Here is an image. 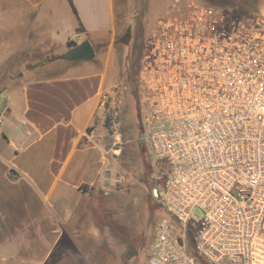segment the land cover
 I'll list each match as a JSON object with an SVG mask.
<instances>
[{
  "label": "built area",
  "instance_id": "obj_1",
  "mask_svg": "<svg viewBox=\"0 0 264 264\" xmlns=\"http://www.w3.org/2000/svg\"><path fill=\"white\" fill-rule=\"evenodd\" d=\"M138 93L169 214L144 264H264V12L172 0Z\"/></svg>",
  "mask_w": 264,
  "mask_h": 264
},
{
  "label": "crops",
  "instance_id": "obj_2",
  "mask_svg": "<svg viewBox=\"0 0 264 264\" xmlns=\"http://www.w3.org/2000/svg\"><path fill=\"white\" fill-rule=\"evenodd\" d=\"M117 5L0 0V264H65L97 206L107 70L63 54L68 40H112Z\"/></svg>",
  "mask_w": 264,
  "mask_h": 264
},
{
  "label": "rangeland",
  "instance_id": "obj_3",
  "mask_svg": "<svg viewBox=\"0 0 264 264\" xmlns=\"http://www.w3.org/2000/svg\"><path fill=\"white\" fill-rule=\"evenodd\" d=\"M117 1L118 30L112 40L107 36L93 46V61L104 63L107 70L104 126L111 150L99 195L92 202L97 206L91 208L92 215L81 231L75 232L70 247L66 245L65 264H144L155 223L169 215L153 193L163 186L166 167L153 156L147 143L141 120L138 72L150 29L172 0ZM203 1L226 10L234 11L236 6ZM237 9L245 13L264 12V0H245V7ZM127 31L131 34L124 43ZM128 224L135 229L134 234L143 235L140 252L133 257L128 256L129 238L117 232Z\"/></svg>",
  "mask_w": 264,
  "mask_h": 264
},
{
  "label": "trees",
  "instance_id": "obj_4",
  "mask_svg": "<svg viewBox=\"0 0 264 264\" xmlns=\"http://www.w3.org/2000/svg\"><path fill=\"white\" fill-rule=\"evenodd\" d=\"M216 4H220V5H231V6H234L236 5L234 8V10H236V8H239V7H245V0H216L215 1ZM239 3V4H238ZM244 4V5H243ZM247 4V3H246ZM217 6V5H215ZM73 11L75 12V9L73 8ZM236 11H240L239 9H237ZM241 12V11H240ZM130 34L131 32L127 31L125 32V39L123 40L124 43H126L128 41V39L130 38ZM117 40V39H116ZM77 43L72 41V40H68L67 41V46L69 48L75 46ZM152 195V193H151ZM153 196V195H152ZM153 198V197H152ZM133 225V224H131ZM127 227L125 228H118L117 232L119 231L120 234L122 235H125L129 238L130 242H129V246H130V252L128 254V256H136L137 254H139V250H138V246H139V243H140V240H142V236L143 235H137V234H134L135 232V229H133L132 226H130L129 224L126 225ZM154 229V228H153ZM153 238V237H152ZM152 240V239H151ZM148 252V251H147ZM145 256H147V253L145 254ZM146 259V258H145ZM199 260H201L204 264H208L206 263L203 259L199 258Z\"/></svg>",
  "mask_w": 264,
  "mask_h": 264
},
{
  "label": "water",
  "instance_id": "obj_5",
  "mask_svg": "<svg viewBox=\"0 0 264 264\" xmlns=\"http://www.w3.org/2000/svg\"><path fill=\"white\" fill-rule=\"evenodd\" d=\"M95 56V50L93 45L88 39H83L75 46L69 48L63 57L68 60H91ZM154 195H157V190H153Z\"/></svg>",
  "mask_w": 264,
  "mask_h": 264
}]
</instances>
